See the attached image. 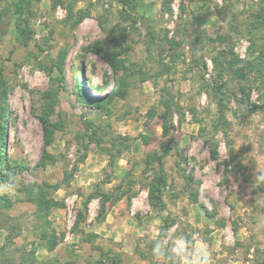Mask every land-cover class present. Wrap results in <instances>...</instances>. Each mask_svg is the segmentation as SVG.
<instances>
[{
  "label": "rangeland",
  "instance_id": "rangeland-1",
  "mask_svg": "<svg viewBox=\"0 0 264 264\" xmlns=\"http://www.w3.org/2000/svg\"><path fill=\"white\" fill-rule=\"evenodd\" d=\"M16 1L0 0V264H156L164 234L264 264V0H25L20 17Z\"/></svg>",
  "mask_w": 264,
  "mask_h": 264
},
{
  "label": "clouds",
  "instance_id": "clouds-1",
  "mask_svg": "<svg viewBox=\"0 0 264 264\" xmlns=\"http://www.w3.org/2000/svg\"><path fill=\"white\" fill-rule=\"evenodd\" d=\"M264 181V173L256 177ZM156 264H213L211 254L196 234H164L156 238L151 249Z\"/></svg>",
  "mask_w": 264,
  "mask_h": 264
},
{
  "label": "trees",
  "instance_id": "trees-1",
  "mask_svg": "<svg viewBox=\"0 0 264 264\" xmlns=\"http://www.w3.org/2000/svg\"><path fill=\"white\" fill-rule=\"evenodd\" d=\"M122 1V0H121ZM25 0H17L15 2V9H14V14H16V16L20 17L24 14V6H25ZM258 59L260 60H263L264 59V55H261L258 57ZM80 79V75H79V78ZM111 94V93H109ZM114 95V94H113ZM93 100V99H92ZM42 122L45 124L46 121H45V118H42ZM164 134L166 133L163 132ZM52 130L50 129V131L45 128V144H49L50 140H51V137H52ZM170 150V145H167L163 150H162V153L161 155L159 156L158 160H159V170H160V175H159V182H160V187L157 189V194L154 195V198L155 200L157 201V206H162V201H161V198H160V190H161V187L163 186L164 184V178H163V167H162V161H161V158L162 156L166 155ZM45 156H49L48 153H45ZM32 200L35 201L37 203L38 206H42V201H41V198L39 196L37 197H32ZM10 262L9 261H5L4 259H1V264H9Z\"/></svg>",
  "mask_w": 264,
  "mask_h": 264
}]
</instances>
